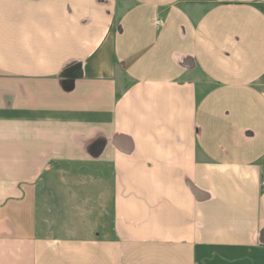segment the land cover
Instances as JSON below:
<instances>
[{
    "label": "crops",
    "instance_id": "crops-1",
    "mask_svg": "<svg viewBox=\"0 0 264 264\" xmlns=\"http://www.w3.org/2000/svg\"><path fill=\"white\" fill-rule=\"evenodd\" d=\"M264 0H0V264H264Z\"/></svg>",
    "mask_w": 264,
    "mask_h": 264
},
{
    "label": "built area",
    "instance_id": "built-area-1",
    "mask_svg": "<svg viewBox=\"0 0 264 264\" xmlns=\"http://www.w3.org/2000/svg\"><path fill=\"white\" fill-rule=\"evenodd\" d=\"M260 186H261V192L264 195V177L261 180V185Z\"/></svg>",
    "mask_w": 264,
    "mask_h": 264
}]
</instances>
